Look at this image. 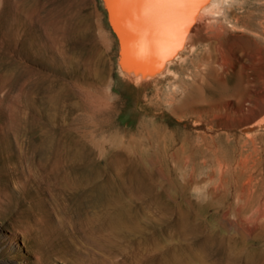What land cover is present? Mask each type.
Wrapping results in <instances>:
<instances>
[{"label": "bare ground", "instance_id": "1", "mask_svg": "<svg viewBox=\"0 0 264 264\" xmlns=\"http://www.w3.org/2000/svg\"><path fill=\"white\" fill-rule=\"evenodd\" d=\"M72 1L46 11L39 43L50 38L55 45L84 32L92 51L104 54L111 44L99 14L92 22L79 14L74 21ZM102 2L123 81L143 86L171 76V65L181 57V106L172 113L201 122L215 111L203 93L217 69L226 70L231 61L253 67L263 62L264 0H209L187 25L174 55L159 66L131 57L127 38ZM231 32L239 33L236 50L228 42ZM14 70L12 65L8 86L18 84ZM91 79L90 73L82 82ZM15 91L24 115L15 139L19 147L26 145L24 157L40 189L62 211L53 230L43 232L46 247L36 250L33 264L52 258L62 264L257 263L264 247V133L256 127L215 134L209 126L210 133L197 132L175 151L169 140L149 134V151L141 141L124 143L117 136L108 143L89 140L109 125L103 94L85 89L66 105L52 83L25 81ZM246 102L236 105L239 121L252 111Z\"/></svg>", "mask_w": 264, "mask_h": 264}, {"label": "rangeland", "instance_id": "2", "mask_svg": "<svg viewBox=\"0 0 264 264\" xmlns=\"http://www.w3.org/2000/svg\"><path fill=\"white\" fill-rule=\"evenodd\" d=\"M62 1L0 0V264H33L36 250L46 247L43 232L46 235L52 231V223L58 224L62 215L59 206H55L54 197L41 190L35 181L31 162L24 157L26 145L19 147L14 136V129L22 125L24 118L15 91L21 82L42 86L52 83L66 105L72 96L82 94L85 89L98 97L103 94L107 109L104 108L102 114L109 125L105 130L93 133V139H89L93 142L108 143L111 137L117 136L124 143L141 141L144 150H149L148 135L158 134L169 140L170 150L175 151L193 139L197 132L210 133L209 126L213 127L215 134L233 129L239 132L251 127L264 133V53L261 65L253 67L231 61L226 70L217 69L207 79L203 96L215 111L199 122L181 111L171 112L181 106V57L171 65V76L143 86L122 80L118 70L116 36L107 22L102 0H74L69 11L74 21L79 14L83 22H92L95 14H99L111 44L104 54L95 48L92 51L84 32L69 35L66 40L56 39L55 45L50 38H43V43H39L36 37L42 34L43 15L55 5L62 8ZM238 35L231 32L228 39L232 50L238 49ZM28 39L38 41L32 40V44ZM12 65H15L12 81L18 82L16 86L7 83ZM90 73L91 82L83 83L82 79ZM246 100L252 114L247 113L239 121L235 108ZM227 104L233 106L225 108ZM41 201L42 206L38 205ZM261 248L257 251L256 264H264V247ZM46 264L62 263L52 258Z\"/></svg>", "mask_w": 264, "mask_h": 264}, {"label": "snow or ice", "instance_id": "3", "mask_svg": "<svg viewBox=\"0 0 264 264\" xmlns=\"http://www.w3.org/2000/svg\"><path fill=\"white\" fill-rule=\"evenodd\" d=\"M130 55L162 65L209 0H106Z\"/></svg>", "mask_w": 264, "mask_h": 264}]
</instances>
